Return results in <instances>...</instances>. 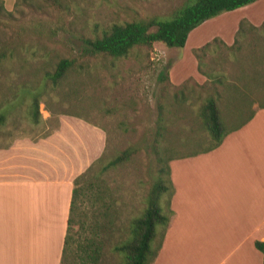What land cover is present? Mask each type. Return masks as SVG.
<instances>
[{"label": "rangeland", "instance_id": "1", "mask_svg": "<svg viewBox=\"0 0 264 264\" xmlns=\"http://www.w3.org/2000/svg\"><path fill=\"white\" fill-rule=\"evenodd\" d=\"M30 1V5L13 2L9 10L4 8L11 12L10 16L0 12V52L4 51L0 57V111L6 112L0 125V146L20 136H42L55 127L54 119L59 114H76L105 131V148L99 164H105L126 147H134L127 160L98 175L104 196L98 203L97 217L106 227L96 232L107 238L97 264H123L122 255L113 250V245L126 237L131 219L144 208V197L155 170L150 143L157 105L162 106L163 156L206 147L210 140L197 110L210 90L198 75L193 51L211 35L227 38L239 16L264 12V0L245 9L221 12L197 25L188 32L182 47L153 42L133 48L117 59L83 55L82 39L112 23L169 17L186 0H62L60 6L44 0ZM59 57H73L87 66L76 93H71L74 77L54 88L44 79V71L51 69ZM219 67L226 74L233 68L229 63ZM32 93H39L37 122L29 114ZM225 103L219 107L229 127L236 121L224 108ZM167 197V193L162 194L159 202L169 218ZM80 208L87 210V204ZM86 215L84 222L89 223L90 211ZM73 229L83 235L90 233L88 228L78 229L77 224ZM155 233L152 249L159 242L162 227L157 226ZM74 244L70 243L64 264H86L79 259Z\"/></svg>", "mask_w": 264, "mask_h": 264}, {"label": "crops", "instance_id": "2", "mask_svg": "<svg viewBox=\"0 0 264 264\" xmlns=\"http://www.w3.org/2000/svg\"><path fill=\"white\" fill-rule=\"evenodd\" d=\"M1 1L6 10L14 2ZM240 19L257 26L264 12L239 16L227 38L206 39L230 45ZM251 108L214 148L168 161L170 215L149 264H263L254 241L264 240V107ZM105 140L101 126L59 114L47 134L0 146V264H60L72 181Z\"/></svg>", "mask_w": 264, "mask_h": 264}, {"label": "trees", "instance_id": "3", "mask_svg": "<svg viewBox=\"0 0 264 264\" xmlns=\"http://www.w3.org/2000/svg\"><path fill=\"white\" fill-rule=\"evenodd\" d=\"M44 1L49 2L50 5L60 6L62 4V0ZM253 1L186 0L166 18L152 16L145 19L112 23L105 28L94 30L90 37L82 39L80 53L88 56L100 54L117 59L125 57L133 48L150 46L153 42L164 44L167 47H182L188 32L203 21ZM18 2L26 5L31 4L30 0H14L16 5ZM0 12L3 15H11L10 11L4 9L1 0ZM193 54L196 59V70L204 76V83L208 84L210 90L203 97L197 110L201 126L210 140L209 144L202 149L209 150L220 143L227 130L237 128L251 118L253 109L250 107L253 103H256L258 107H264V21L254 26L247 20L240 19L230 45L213 37L210 41L194 49ZM2 56H4V51L0 52V57ZM225 63H229L233 67L229 74L219 67ZM86 74L87 66L82 61L77 62L73 57H59L53 62L51 69L44 71V79L48 80L54 88L67 82L70 77H74L71 83L74 86L71 93H76ZM163 77V75L160 76V78ZM43 85L45 86V83ZM180 94L182 95V91ZM38 95L39 93H32L29 105V114L34 122L40 120ZM223 101L226 102L223 105L224 108L233 115L236 121L229 127H226L219 107ZM8 107L11 108V105L9 104ZM161 109L162 106L158 104L155 129L150 143L155 157V170L144 197V208L138 216L131 219L126 237L113 245V250L122 255L123 264H149L154 258L161 240L159 238L156 248L152 249L151 243L156 234V227L161 226L163 233L168 221L167 215L162 212L159 200L162 194L167 193V205L169 204L172 185L169 179L168 161L173 155L163 156L161 153L160 142L164 129ZM5 113V110L0 111V125L5 121ZM68 115L78 116L76 114ZM54 120L57 123V119ZM48 132L49 130L45 134ZM132 152H134V147H126L103 165L99 164L100 156L88 168L74 177L60 264H64L65 255L71 242L75 243V251L82 262L97 264L99 261L107 235L101 236L96 232V229L106 227V224L101 223L97 217L100 212L98 203L104 196L98 175L127 160ZM93 167H95V172L92 171ZM83 203L87 204L85 211H81L80 208ZM89 211L91 221L85 223L86 212L89 213ZM168 212H170L169 207ZM110 223L108 221L107 225ZM75 224L78 229L88 228L90 233L83 235L84 233L74 231ZM254 247L261 252L264 264V240L254 241Z\"/></svg>", "mask_w": 264, "mask_h": 264}]
</instances>
